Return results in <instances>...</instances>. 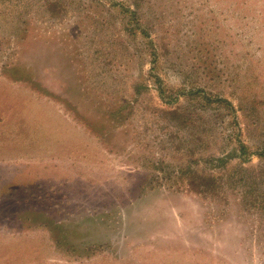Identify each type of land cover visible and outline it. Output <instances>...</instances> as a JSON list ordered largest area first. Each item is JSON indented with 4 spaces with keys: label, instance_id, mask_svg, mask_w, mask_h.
<instances>
[{
    "label": "rangeland",
    "instance_id": "rangeland-1",
    "mask_svg": "<svg viewBox=\"0 0 264 264\" xmlns=\"http://www.w3.org/2000/svg\"><path fill=\"white\" fill-rule=\"evenodd\" d=\"M0 264H264V0H0Z\"/></svg>",
    "mask_w": 264,
    "mask_h": 264
}]
</instances>
